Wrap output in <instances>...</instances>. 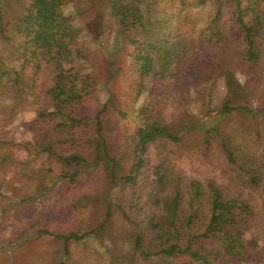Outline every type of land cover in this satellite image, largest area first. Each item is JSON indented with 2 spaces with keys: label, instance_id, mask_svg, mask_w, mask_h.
I'll return each mask as SVG.
<instances>
[{
  "label": "rangeland",
  "instance_id": "1",
  "mask_svg": "<svg viewBox=\"0 0 264 264\" xmlns=\"http://www.w3.org/2000/svg\"><path fill=\"white\" fill-rule=\"evenodd\" d=\"M7 1L15 11L30 2ZM64 2L67 16L78 29L76 42L67 52L75 57L84 75L93 77L80 115L92 120L109 98V89L114 90L104 121L105 136L111 144L110 157L118 163L116 174L119 178L132 175L140 156L145 164L136 185L119 181L114 184L113 162L102 158L93 166L99 156L96 152L74 169L47 154H36L35 139L46 136L57 123L40 96L43 86L54 82L56 66L45 52L14 56L24 97L16 105L18 94L11 85L0 94V155L11 153L21 165L0 159V264H132L133 256L138 258L141 254L135 242L137 227L124 219L120 206L137 222L141 214L157 213L164 207L156 204L158 198L160 202L171 199L179 190V209L182 216L189 215L199 208L206 211L215 189L226 199L250 206L253 227L244 238L255 240L256 248L250 262L240 264H264V114L237 111L221 115L222 103L228 96L223 79L213 83L210 102L202 100L196 91L181 90L184 79L169 74L143 79L144 92L135 98L138 87L131 82L140 83L142 78L131 66L128 51L120 57L125 72L115 82H110L111 74L103 57L121 26L111 7L113 0ZM242 8L229 11L221 27L224 31L234 30L241 38L254 36L251 18L259 6L253 0H245ZM189 12L179 1L158 0L156 14L168 21V28L174 33L192 35ZM235 15L242 30L231 21ZM125 23L127 29L137 27L131 14ZM66 66L69 69L72 65L69 62ZM235 72L244 89L254 91L248 106L264 111V58L254 71L247 63L237 62ZM144 107L154 109L155 114L144 115ZM122 112L127 114L123 116ZM202 123L204 127H200ZM157 124L169 127L179 141L155 138ZM142 146H147L144 154L140 151ZM79 168L81 174L72 181L74 170ZM252 178L257 179L256 184ZM9 200L16 203L8 210ZM109 211L111 218L100 241L71 242L70 253L66 254V245L58 236L93 231L105 222ZM206 243L207 248L214 250L221 244ZM106 247L114 252L110 251L112 262Z\"/></svg>",
  "mask_w": 264,
  "mask_h": 264
},
{
  "label": "trees",
  "instance_id": "2",
  "mask_svg": "<svg viewBox=\"0 0 264 264\" xmlns=\"http://www.w3.org/2000/svg\"><path fill=\"white\" fill-rule=\"evenodd\" d=\"M168 1H179L189 9L188 21L194 30L191 36L169 30L168 21L156 14L158 0H113L111 7L121 26L110 39L103 54L111 74L110 82H115L124 74L126 68L120 63V57L128 51L131 66L142 78L140 83L131 82L138 87L135 98L144 92L143 79L169 74L172 78L184 79L180 82L181 90L196 91L202 100L208 99L210 102L213 83L223 79L226 95L229 97L222 103L221 115H232L237 111L264 114L263 110L248 106L254 91L247 92L235 72L237 62L247 63L250 71H254L264 58V0H253L260 9L251 18L256 35L248 34L244 38L239 33L234 34V30L224 31L221 25L229 11L243 10L245 0ZM6 2L8 1L0 0V94L7 85H11L18 94L16 105L24 97L23 86L20 84L21 74L13 60L16 55L45 52L46 56H50L49 60L55 62L57 71L54 82L43 86L40 93L46 101V110H52L50 116L57 123L46 136L35 139V153L47 154L66 168L74 169L87 162L90 155L96 152L99 156L93 166L96 167L102 158L113 162L111 180L114 184L119 181L126 185H136L145 159L140 156L134 173L119 178L116 174L118 163L110 157L111 144L105 136L104 116L110 111L114 90L109 89V98L92 120L88 121L80 115L81 106L90 95L93 77L90 74L84 75L75 57L67 52L68 47L76 42L78 29L67 16L64 0H30L16 11L9 8ZM129 14L136 20L135 30L127 29L125 20ZM231 21L241 29L242 25L236 15ZM128 48L132 50L129 51ZM239 49L240 52L237 51ZM69 62L72 66L68 69L66 64ZM173 67L174 70H171ZM141 111H144V115L155 114L154 109L148 107ZM126 114L122 112L123 116ZM204 126L205 123L200 125ZM207 131L211 133V130ZM154 137L179 141L169 131V127L158 124L155 126ZM140 151L142 154L146 153L147 146H142ZM0 159L8 164L21 165L11 153L4 154ZM81 172L82 169H75L72 181ZM252 182L256 184L257 179L252 178ZM180 202L179 190L171 199H162L160 202L158 198L156 204H163L164 207L157 210V213L146 216L141 214V219L138 218L137 222L120 206L124 219L135 223L137 227L135 242L141 254L138 258L133 256L132 264L144 260L149 264L151 261L154 264L250 262L256 241L244 238L248 229L253 227V220L249 218L252 214L249 205L239 203L236 199H226L217 189L208 201L206 211L199 208L194 214L182 216ZM15 203L14 200H9L7 209L13 208ZM110 218L109 211L105 222L93 231L58 236L66 245V254L70 253L68 244L71 242L80 243L89 239L100 241ZM197 220L199 221L196 223ZM43 234L51 235L50 232ZM206 241L211 244L220 241V248H207ZM106 250L111 254L112 262L113 251L107 247ZM139 258L141 259L137 261Z\"/></svg>",
  "mask_w": 264,
  "mask_h": 264
}]
</instances>
